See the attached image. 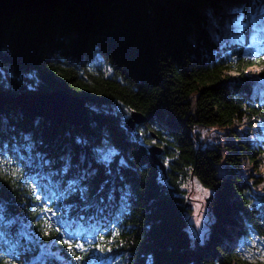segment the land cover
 Returning <instances> with one entry per match:
<instances>
[{
    "label": "trees",
    "instance_id": "16d2710c",
    "mask_svg": "<svg viewBox=\"0 0 264 264\" xmlns=\"http://www.w3.org/2000/svg\"><path fill=\"white\" fill-rule=\"evenodd\" d=\"M223 4L62 0L0 14V93L61 89L87 106L74 126L0 105V264H264V91L251 75L264 53L243 54L247 12L241 40L223 25L214 38L208 14ZM131 111L146 121L129 132ZM207 128L225 140L207 143ZM64 160L65 180L86 174L90 207L58 185ZM191 172L210 191L201 241L185 218Z\"/></svg>",
    "mask_w": 264,
    "mask_h": 264
},
{
    "label": "water",
    "instance_id": "95a60500",
    "mask_svg": "<svg viewBox=\"0 0 264 264\" xmlns=\"http://www.w3.org/2000/svg\"><path fill=\"white\" fill-rule=\"evenodd\" d=\"M62 0H0V14L13 10L41 11L49 9ZM79 4H88L95 1L109 0H73ZM11 103L21 107L33 116L47 118L57 123L81 125L86 119L87 106L84 98L61 89L47 92H21L18 94H1L0 105ZM146 121V116L137 111H131L124 126L131 132L136 124ZM149 157L164 172V165L157 158L161 148L151 145L147 148ZM192 174V172H191Z\"/></svg>",
    "mask_w": 264,
    "mask_h": 264
},
{
    "label": "rangeland",
    "instance_id": "374dc122",
    "mask_svg": "<svg viewBox=\"0 0 264 264\" xmlns=\"http://www.w3.org/2000/svg\"><path fill=\"white\" fill-rule=\"evenodd\" d=\"M230 6L229 3L224 2L223 8L219 12V16L221 18V25L225 27V25L229 22L230 17L227 15L226 9ZM257 20L258 17H257ZM242 23H244V20H242ZM251 26V25H250ZM259 27V25L257 26ZM252 28V27H251ZM254 33H250L248 37V45L243 49V54L246 56L256 57L259 56L262 52H264V33L257 32L254 30ZM223 35L226 37V39H229V36L233 37V39H229L232 41H238L234 39L236 36H240L242 38L241 33L233 32L231 29L224 30ZM241 38L239 40H241ZM260 43V44H259ZM251 75L257 76L259 79L255 83L253 92L255 94L260 95L259 89L264 91V68L261 66H256L251 69ZM130 114V113H129ZM129 114L126 116V120L129 117ZM143 124V123H141ZM139 126V124H136L134 128ZM220 131V130H219ZM202 136H204V140H207V143H214V142H223L225 138L222 137L221 131L218 132L214 128H207L202 130ZM155 135L153 134V137ZM152 139V142L147 145H158ZM182 187L185 189V208L187 209L185 213V218L188 223V231L191 235V237H198L201 241L204 236V232L207 227V221L209 219V211L207 209L206 201L208 199L210 191L206 188H204L201 183L193 177V174L190 173V176L188 179L184 180ZM85 231L84 228H78L76 229L75 236H78V233ZM72 234L68 237L69 240H71ZM258 243V241H256ZM255 244V249L258 251L255 253L256 258H258V261L264 259V249L261 250L259 247L260 245Z\"/></svg>",
    "mask_w": 264,
    "mask_h": 264
},
{
    "label": "snow or ice",
    "instance_id": "6c2138e0",
    "mask_svg": "<svg viewBox=\"0 0 264 264\" xmlns=\"http://www.w3.org/2000/svg\"><path fill=\"white\" fill-rule=\"evenodd\" d=\"M216 2H227L230 4V6L226 9L227 15L230 17L229 22L225 25L226 28L231 29L233 32L242 34L244 30L249 27V24H251V27L257 32L264 33V0H216ZM245 12H247L249 17V24L242 23ZM257 17L260 19L257 20ZM207 22L209 28L213 30L214 38L218 39V37L215 36V30H218L221 27V18L218 17L215 12H209ZM257 25H260V27H257ZM240 38V36H236L234 39L239 40ZM229 39H233V37L230 35ZM3 148H6V146H0V155L3 154ZM104 158L107 159V156ZM40 162L42 166L55 167L51 164L50 160L44 157L40 158ZM72 169L73 165L71 160H64L60 163L59 167L56 168V175L60 176L58 185L60 187L66 188V195L68 198L78 195L80 202L86 207H90L89 188L83 183L86 174L82 175L81 171L77 169L71 178L67 180L64 179L65 174H67ZM109 195L111 196V193ZM44 211H51V209H44ZM64 244L67 246L68 251L72 252L73 255H75V248L82 247L79 244L74 245L69 240H65ZM96 247L100 251L105 250L100 245H96ZM108 250L110 251V249ZM83 259V256L75 255L76 261H81Z\"/></svg>",
    "mask_w": 264,
    "mask_h": 264
},
{
    "label": "bare ground",
    "instance_id": "6f19581e",
    "mask_svg": "<svg viewBox=\"0 0 264 264\" xmlns=\"http://www.w3.org/2000/svg\"><path fill=\"white\" fill-rule=\"evenodd\" d=\"M258 19H260L259 17H258ZM259 27H260V25H259ZM263 34V33H262Z\"/></svg>",
    "mask_w": 264,
    "mask_h": 264
}]
</instances>
